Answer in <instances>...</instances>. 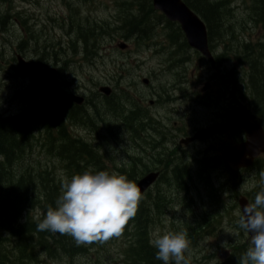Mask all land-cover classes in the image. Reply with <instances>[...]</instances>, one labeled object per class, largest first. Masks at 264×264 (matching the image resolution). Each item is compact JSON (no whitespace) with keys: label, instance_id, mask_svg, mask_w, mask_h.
Returning <instances> with one entry per match:
<instances>
[{"label":"rangeland","instance_id":"1","mask_svg":"<svg viewBox=\"0 0 264 264\" xmlns=\"http://www.w3.org/2000/svg\"><path fill=\"white\" fill-rule=\"evenodd\" d=\"M101 1L102 5L100 8H96L97 4L93 6L91 16L97 20L109 19L112 15L110 12V10H112V4L110 3L111 0ZM211 1L217 2L218 8L220 9L218 10L217 15V32L213 31V38H217V40L221 42H226L228 44L227 52L240 56L242 61L245 60L250 63V67L257 64L259 68L261 67L260 70H263V53L261 55L260 51H256L257 48L251 47L250 44L243 40L246 33L244 27L238 25L236 21L235 24L230 21L232 15L225 9L226 4L223 1ZM211 1L209 0L208 2ZM248 3L251 7L250 11L253 12L249 16V19L252 22L259 21L264 25V0H248ZM6 7H8V5L3 7L0 4V16L4 14V11L9 12L10 10L14 14L20 13L22 18L28 19L30 25L32 22L34 23L31 27L33 28L32 32L35 36L28 38L24 34L23 27L17 20L8 21V18L6 17L0 26V53L3 52L2 55L9 61V64L14 67L17 66L12 64L11 58L14 56L18 45L21 47V49H19L21 54L26 55L29 58H33L39 63H43L41 58H39L40 56L44 57V62L51 63L58 61V67L61 73V82L64 86L62 87V90H65L67 93L68 90L75 85L76 81L77 87H80L83 83L87 85V88H83L81 92L88 102V107H84V109H82V119L78 117L76 121L71 120L67 123L66 131L72 126L74 127V133H77L84 138H92L94 141L87 145L99 155L100 159L103 161V169L107 170L104 166V161L106 160L108 163L114 165L115 172L127 176L130 180L129 176L123 172L124 167H119L116 160L111 156L110 151H107L106 149L118 142L126 149L137 150L129 138L133 135L129 134L126 127H122L117 122H114V120L108 115V113H112V111L107 109H112L113 112H120L121 103L124 101L117 102V100H125V98L123 96H118L116 99L111 100L99 98L96 92L93 89H90L93 87V84L90 82V79L88 80V76L92 73L94 82H97L98 84H108L113 87V82L110 80L113 75L112 65L109 62H106L105 65L99 64V68H94V70H92V65L90 64L78 66L74 63H62V54L52 53L51 50L57 52V49L62 47V43L58 39L63 38L64 31L56 24V20L67 14L65 6L62 4V0H17L12 3L10 8ZM140 9H142L143 13H145V16L148 15L145 5L140 6ZM71 10L74 11V7H71ZM22 39H25L26 41L21 42ZM46 39L52 42L48 43ZM50 44L54 45L52 49L48 46ZM72 46H67V50H73ZM107 48L108 44L106 43L102 51L103 55L114 54L121 62L126 64L136 60L134 56H131V60H129L126 58V55H121L112 48L107 50ZM82 52L83 53H79L78 55L83 56L86 62H89L91 60V56L84 52L83 47ZM141 63H144V61L140 60V64ZM154 64L155 59L148 58L145 64L140 69L135 71V74L146 73L154 66ZM124 67L128 69V72H123L122 76L127 77L128 81L131 82L132 69H130L128 65ZM230 74L235 76L233 71H230ZM159 82L164 84H173L174 79L173 77L167 80L160 79ZM245 85L247 91L252 92L255 98L258 99L250 87L247 74ZM15 89L23 92L21 84L16 78L6 76L0 77V111H2V109H6L0 113V120L6 117V114H11L13 112V114L16 115L23 109H28L32 105H35L37 101L42 98L46 99L47 97H50L49 93L44 90H34L32 92H26L25 96H22L18 101L10 104L9 99L13 97ZM140 89H142V87ZM261 104L264 105L263 102L256 103V107L260 108ZM157 108L162 113H165L167 109L165 108L164 103L159 104ZM80 112L81 111H79V114ZM191 112V116L188 117L174 111L173 118L171 119L169 125L164 128V134L166 136L164 138H155L156 142L161 143L160 149H163L164 157L179 163L177 167H179L180 170L175 169L176 176L179 178L181 184H178L175 181H171L168 186L158 184L155 189L150 192V198L145 196L141 199L139 204L146 207L149 204H152L151 199H154L156 196L155 202L158 207L157 212L154 214L150 210L148 212V232L150 240L157 234L169 231H187L191 241V247L189 248L188 253H186L187 258L189 259V264H216L214 257L211 255H205V253L213 252L214 254H217L220 248L228 249V246L231 243L236 244L237 242L239 244L235 245L234 251L236 256L241 255L240 251L246 252L247 250V248L239 242L241 239L245 238V236L241 237L239 230L234 228L232 224H222L223 213L219 208L226 207L228 203L231 204L233 201H231L232 197H223V204L218 205L217 207L219 192L224 190V192L231 191V193H233L232 191L236 192L238 188L239 192L250 190L249 194L253 199H255L256 194L260 191L258 188H255V182L260 175L249 172L244 173L243 177L238 174L225 177V173L220 174L219 168H211L212 164L218 163V160L207 151L204 150L203 154L198 157V155H195L197 154L196 151L195 153H192V149L189 151L190 153L188 150L184 149H173L178 135L184 132L189 133L193 131L209 119L206 116V112L198 111V113H195V110H192ZM173 123L181 127L174 129L171 125ZM67 133L69 135V131H67ZM6 134L8 133L6 132ZM40 149H46L50 152L49 161L45 160V163L48 162L47 168L44 169L46 171H40L37 166L29 163V159L33 157L35 158ZM155 152H158V148H151L144 153L149 154ZM83 157H86V155L83 154ZM64 159V155L61 156L59 142L52 141L47 131L37 133L33 130L32 143L28 146L24 153H22V155L15 157L12 163V169L14 170V175H20V173L26 169V171L29 170V173L34 175V177H42V179H39L37 183L38 186L41 185L43 181L51 178L54 181L52 185L57 188L58 192L61 194L63 183L66 180H69L73 175L83 172L81 169L72 170L69 166L66 171H63L59 167V163H67ZM262 166H264V164ZM132 167H136L137 171L142 172L143 170L142 164L129 165L128 169H131ZM10 172L12 173V171ZM214 175L222 178L214 183L211 179ZM219 181L221 182L219 183ZM213 206L216 208H213ZM191 210L193 213L189 212ZM198 211L203 216H199ZM42 214L43 212L41 209L36 206L34 210L26 212L25 220L28 217H32L33 220H38ZM197 230L201 231L196 232ZM0 234L5 235L6 233L1 232ZM125 237L126 236L124 234H121L119 237H115L102 243L106 247L113 244L110 248H108L109 254L107 256L110 257L108 264H115L110 263L115 259H118L119 264H121V251L123 243L118 246L114 243L124 240ZM125 241L133 245L132 238H127ZM16 245L17 241L14 237L11 235H5V241L4 244H2V248L8 249V251H6V255L9 256L13 262H15L14 264H85L88 261V258H82V253L66 255L57 251L39 252L38 259L34 262H29L27 260L28 254L26 253V258L23 261H18L16 260L18 254L15 255V253H17L15 251ZM115 250L117 251L115 252ZM234 254L232 256H235ZM22 255L20 256V260ZM65 256L69 257V260L66 261L63 259ZM236 256L234 258L237 260ZM215 257L217 258V256Z\"/></svg>","mask_w":264,"mask_h":264},{"label":"clouds","instance_id":"2","mask_svg":"<svg viewBox=\"0 0 264 264\" xmlns=\"http://www.w3.org/2000/svg\"><path fill=\"white\" fill-rule=\"evenodd\" d=\"M142 193L137 184L115 171L89 167L62 185V192L37 224L40 232L70 236L77 246L119 237L136 215ZM238 227L249 233V247L238 264H264V189L243 207ZM162 264H189L187 231H169L150 240Z\"/></svg>","mask_w":264,"mask_h":264},{"label":"trees","instance_id":"3","mask_svg":"<svg viewBox=\"0 0 264 264\" xmlns=\"http://www.w3.org/2000/svg\"><path fill=\"white\" fill-rule=\"evenodd\" d=\"M5 1V0H4ZM186 3L199 15L204 17L207 22L209 30L213 33L217 32V15H218V4L217 2H208L209 0H185ZM6 18V17H5ZM215 23V24H214ZM140 25V21L134 18V26L130 30L136 29ZM261 68V67H260ZM259 66L255 64L250 67V81L254 91L259 97L260 101L264 100V69L260 70ZM256 99L257 103H261ZM49 112L54 110V103H49ZM48 106L45 105L42 108L37 107L32 112H26L18 117L6 118L0 120V233L8 232L10 235L17 239V249L23 253L21 260L26 258L27 251H24V247H29V252L34 254V249H42L46 252H50L52 246L54 251H60L66 255L80 252V246H77L74 240L67 235L54 234L48 231L40 232L37 228L33 229L29 224H21L23 214L28 209L33 208L35 205H43L41 208L44 209L45 214L47 209L55 206V201L59 197L51 185H48L46 192L39 189L38 181L42 177H36L34 179L30 175H19L15 177L13 182L9 177L11 175L10 169L16 156L22 155L25 148L30 144V130L34 120L42 118L46 114ZM78 109V108H75ZM48 110V109H47ZM63 133L64 129L61 130ZM6 132L8 134H6ZM71 137V136H70ZM64 134L59 135L56 142L64 139ZM66 140V158L70 163H74L81 156L76 152V143L68 138ZM80 149L89 157L91 153L85 144H79ZM67 165V163H66ZM42 185V183H41ZM44 187V185H42ZM44 199V200H43ZM43 200V204H42ZM142 213L136 212L130 221H136L142 217ZM128 223L124 227L126 229ZM142 224V223H141ZM141 227H144L141 225ZM136 228L140 230V224L136 225ZM143 232V231H142ZM141 232V233H142ZM145 234V233H144ZM143 234V236H144ZM142 236V239L144 238ZM2 234H0V264H8L7 259L3 258L2 255ZM33 251V253H32ZM142 254H135L131 264H136L137 259L142 255V258L149 264L153 255L155 254L152 248L148 247L147 240L144 238V242L141 241L140 250ZM146 255V258L144 257ZM235 257V256H234ZM231 257L222 264H238V258ZM142 264V263H137ZM150 264H154V261Z\"/></svg>","mask_w":264,"mask_h":264},{"label":"bare ground","instance_id":"4","mask_svg":"<svg viewBox=\"0 0 264 264\" xmlns=\"http://www.w3.org/2000/svg\"><path fill=\"white\" fill-rule=\"evenodd\" d=\"M134 18H137V20L138 21H140V25L139 26H137L136 27V29H132V30H137L138 32H142V28H141V24H143V22H144V20H145V18H146V16H145V13H143V11H142V9H139V11H138V14H136L135 15V17ZM131 27H133V26H130L129 27V29H131ZM144 38V35L143 34H139V35H136L135 37H133V39H136V40H138V41H141L142 39ZM179 39L175 36V35H172V41L174 42V44L176 45V42H179L178 41ZM247 79H248V81H249V84H250V87H251V89L254 91V89H253V87H252V84H251V81H250V69H249V71H248V73H247ZM91 92H92V90H91ZM48 93V92H47ZM254 93L256 94V92L254 91ZM59 94V95H58ZM67 92L65 91V90H62V88H60V90L58 91V92H50L49 93V95H50V97H47L46 99H41V100H39V101H37V103L35 104V105H32L30 108H28V110H26L25 111V109H23L22 111H20L18 114H16V115H10V116H8L9 114H6L5 116L6 117H4V118H2V119H6V118H14V117H18V116H20V115H22V114H24V113H26V112H32V110H35L37 107H39L40 106V108H42L43 109V107L45 106V105H47L48 107L46 108V109H44L45 111H46V114L45 115H43V118H44V120L50 125V126H56V128L57 129H59L60 131L62 130V129H64V130H66V125H67V123L69 122V121H71V120H77V118L79 117L80 119H82V109H84V107H85V102L83 103V102H81V101H87L86 100V98L84 97V96H77V98L76 99H78V100H80V102L79 103H77V104H75V105H71V104H69L67 101H66V96H67ZM61 96V97H60ZM256 96H257V94H256ZM257 98H259L258 96H257ZM42 100H44L43 101V103H42ZM109 100V99H108ZM259 101H260V99H258ZM261 102H263L264 103V100H262ZM42 103V104H41ZM49 103H54V110H51L50 112H49V106H50V104ZM123 103L124 102H122L121 103V107H120V112H122V113H124L123 112ZM75 108H78V109H75ZM48 109V110H47ZM79 111H81L80 112V114H79ZM157 111H158V113H159V117H164V115H165V113H162L159 109H157ZM173 118V117H172ZM1 119V120H2ZM138 118H135V117H133V116H131L130 117V119L124 124V127H126L127 129H128V132H129V134H131V135H133L132 137H129L130 138V140L133 142V144L135 145V147H136V149L137 150H140V149H142V148H144V147H147L146 146V144L147 143H145L144 142V140H142L141 139V137H140V133H141V128H140V126H139V123L138 122H136V120H137ZM150 122H151V120H149ZM170 121L171 120H169V122L168 123H166V122H164L163 124H162V129H160V131H161V137L162 138H164L166 135L164 134V128H166L168 125H169V123H170ZM151 124H152V122H151ZM160 126V125H159ZM173 127V126H172ZM174 128V127H173ZM175 129V128H174ZM199 129V127L198 128H196V129H194L193 131H191V132H189V135L188 136H186V137H191L197 130ZM32 131H33V129H32V126H31V130H30V136H31V138H30V144L32 143ZM184 133H187V132H184ZM64 139H61L60 141H59V148H60V150H61V156H63L64 155V157H65V161L67 162V164H68V166L72 169V170H74V169H76V170H79V169H81V170H86V169H88L89 167H92V168H95V169H97V170H104L103 169V161L100 159V157H99V155L98 154H96L95 152H94V150L92 149V148H89V146L86 144V143H84V142H81V141H79V140H77V139H75V138H73V137H70V135H68V133H67V131H65L64 133ZM66 138H68L69 140H72V141H74L75 143H76V152H78V154L81 156V158H78L77 159V161L76 162H74L73 164L72 163H70L68 160H67V158H66V153H65V149H66ZM147 140V142H152V140H148V139H146ZM179 140V137H177L176 138V142L174 143V148L173 149H182L181 148V145H182V143L183 144H185L186 146H188L187 148H185L184 150H188V152L192 149V145H189V144H187L185 141H186V139L183 137L180 141H178ZM35 143H36V141H35ZM29 144V145H30ZM79 144H85L86 146H87V148H88V150L90 151V153H91V157H89L88 155H86L81 149H80V146H79ZM160 145H161V143H160ZM28 147H26L25 148V150L27 149ZM150 148H154V146L153 145H151L150 146ZM159 148H161V146L159 147ZM128 149V148H127ZM24 150V151H25ZM161 151H163V149H160ZM196 152H197V154H195L196 156L198 155V157L199 156H201L202 154H203V152H204V150H200V149H196L195 150ZM24 153V152H23ZM190 153V152H189ZM83 154H85L86 155V157H83ZM161 163H160V165L158 166L159 168H160V171H158V172H149L148 173V171L146 170V168H149V170H151L152 169V166H145V165H143V170H142V172L141 171H137V169H136V167H132L131 169H125V166H124V168H123V172L124 173H126L128 176H129V178H130V180H132V181H134L136 184H137V186H138V184L141 182V181H143L145 178H147V176L148 175H154L155 176V181H154V183H152V185H147V186H144V187H142L140 190H141V193H142V197L144 198L145 196H148L149 198H150V192H152L154 189H155V187L158 185V184H161L162 186H168V184L171 182V181H175V182H177L178 184H181L180 183V180H179V178H177V176H176V169H178V170H180V168L179 167H177L178 165H179V163L178 162H175V161H172V160H169V159H167V158H165L164 157V154L162 155V157H161ZM218 160V163H215V164H212V167L211 168H219V170H220V174H223V173H225V177H228L229 175H233V174H236V173H233V171L226 165L227 163H226V161L225 160H223L222 159V161L221 160H219V159H217ZM139 165V164H138ZM168 167H170V168H168ZM264 167V166H263ZM176 168V169H175ZM10 171H12V173H11V175H13V177H9L10 179H11V181L13 182V180L15 179V177H17V176H19V175H14V170L11 168L10 169ZM44 171H46V170H44ZM23 174H26V175H30V176H32L34 179H37L36 177H34V175H31L30 173H29V170L28 171H26V169L24 170V171H22L21 173H20V175H23ZM159 177H160V179H159ZM49 180H50V183H49ZM157 180H159V181H157ZM221 181H219V183H220ZM54 183V181L51 179V178H49V179H47V180H45V181H43V183H42V185H44V187H42V185H39V188L41 189V191H43V192H46V190L48 189V185H51L54 189L53 190H55L57 193H58V190H57V188H55L52 184ZM139 187V186H138ZM157 192H158V190H157ZM59 195H60V193H58ZM157 195V194H156ZM142 198V199H143ZM44 200V199H43ZM43 200H42V204H43ZM152 200V204H149L148 206H143V205H141V204H138V209H137V211L138 212H140V213H142L143 215H142V217L141 218H138L137 217V219L138 220H136V221H130L129 223H128V225H127V227H126V229L125 230H123V232H122V234H124L126 237H125V239H124V241L127 239V238H132V242H133V246H138L139 247V249H140V244H141V241H143L144 242V238L147 240V244H148V247L149 248H152L153 250H154V252H155V254L153 255V257H152V259H149V260H151V262H153L154 261V264H162V262L161 261H158V260H156L155 259V255H156V250L150 245V238H149V232H148V226H149V223H148V218H149V210L150 211H152L153 212V214L154 213H156L157 212V209H158V207H157V205H156V202H155V200H156V196H155V198L154 199H151ZM36 206H38L40 209H41V211L43 212V214H42V216L40 217V219H38V220H33L32 219V217H28V218H26V220H25V215H26V212H28L29 210H34L35 208H36ZM43 205H41V204H37V205H35L33 208H31V209H28L27 211H25L24 212V214H23V217H22V219H21V224H24V223H26V224H29V226H31L33 229H35V228H37V224L44 218V216H45V211H44V209H42L41 207H42ZM22 221H24V222H22ZM140 224V230H138L137 228H136V225L137 224ZM142 223V224H141ZM141 225H143L144 227H141ZM143 231V232H142ZM142 232V233H141ZM6 234V236H9L10 234L8 233V232H5ZM145 233V234H144ZM127 234V235H126ZM143 234H144V236H143ZM5 235H2V238H3V240H2V244H4V241H5ZM12 236V235H11ZM142 236L144 237L143 239H142ZM12 237H14V236H12ZM15 238V237H14ZM113 238H115V237H113ZM113 238H111V239H113ZM16 239V238H15ZM110 240V239H109ZM16 241H17V239H16ZM2 246V245H1ZM16 247H17V245H16ZM15 247V251L17 252V253H15V255H17L18 254V257H17V259L16 260H18V261H20L19 260V258H20V256L23 254V253H21V252H19V250L17 249ZM25 248V250L24 251H27V254H28V256H27V260L29 261V262H34V261H37V259H38V253L39 252H46V251H44V250H42V249H34L33 251H34V254H31L29 251V247L27 246V247H24ZM80 248H81V250H80V252H77V253H73V254H81V251L83 250V245H81L80 246ZM54 249L55 248H53V246H52V248H51V250H50V252H52V251H54ZM6 251H8V249H6V248H2V257L5 259H7V262H8V264H14L15 262H13L10 258H9V256H7L6 255ZM33 251H32V253H33ZM57 252H60L59 250L57 251ZM233 254H234V252H233ZM232 254V255H233ZM235 255V254H234ZM243 255V254H242ZM242 255H240V256H236L237 258H239L240 259V257L242 256ZM144 257L146 258V255H144ZM231 257H234V256H231ZM230 257V258H231ZM229 259V258H228ZM226 261V260H225ZM224 261V262H225ZM150 262V263H151ZM137 263H142V264H146V262L144 261V259L142 258V255L137 259V262H136V264ZM149 263V264H150ZM223 263V262H222ZM221 263V264H222Z\"/></svg>","mask_w":264,"mask_h":264},{"label":"flooded vegetation","instance_id":"5","mask_svg":"<svg viewBox=\"0 0 264 264\" xmlns=\"http://www.w3.org/2000/svg\"><path fill=\"white\" fill-rule=\"evenodd\" d=\"M176 46L180 47V43L176 42ZM158 93H160V91ZM109 100H111V99H109ZM158 101H162V100H158ZM162 102H164V101H162ZM236 102H238V103H236ZM239 103H240V99H236V98L229 99V100H227V101H225L223 103L222 107L226 111V115H224V118H223V123L227 119V116H228V113H229L228 110L231 109L233 106H237ZM159 104H162V103H158V105ZM129 108H130V103L128 101H124V103H123V112L124 113L127 112ZM157 109L158 108H156V109H154L152 111H150V110L140 111V110L134 109L131 112L132 116L135 117V118H139L140 117V118H142L144 120H147V121L151 120V122H152V124H150L147 127H142L140 125V123H139V126L141 128L140 137H141L142 140H144L145 143H147L146 144L147 147H144L142 149L150 148L151 145L154 146V149L158 148V154L156 156H154V158H150L149 159V162H150L149 165L150 166H153L155 164L156 165L154 167H152L151 170H149V168H146L148 173L149 172H158V171H160V168L158 166L160 165V163H161L160 159H161L162 155L164 154L163 151H161L160 148H159L160 147V142H156V140H155L156 137L162 138L160 129L155 131V125H160L162 127V124L164 122L168 123L169 120L172 119L174 111H175V110H171V109H166L164 117H159V113H158ZM173 124H175V123H173ZM232 129H234L233 130V135L230 136V133H231ZM231 130L229 132V135L225 136L224 139L226 138V139L230 140V142L232 144L240 143L241 139H242V135H241L240 129L232 127ZM154 131H155V133H153ZM149 134H150V137H152V138L149 137ZM183 134L184 135H182V136H181V134L178 135V137H179L178 141L181 140V137L183 138V137H186V136L189 135V133H183ZM231 138L233 139V142L231 141ZM146 139L152 140V142H147ZM228 140H226V142H229ZM159 179H160V177H159ZM157 181H159V180H157Z\"/></svg>","mask_w":264,"mask_h":264},{"label":"water","instance_id":"6","mask_svg":"<svg viewBox=\"0 0 264 264\" xmlns=\"http://www.w3.org/2000/svg\"><path fill=\"white\" fill-rule=\"evenodd\" d=\"M154 6L157 9L162 10L168 17L171 19L179 18L182 22L183 29L189 37L190 43L195 46L196 48H202L203 44V37L201 36V29L198 26L197 21L192 18L186 16L188 14L186 9L179 3V0H154ZM182 18H185L182 21ZM26 72L31 74V71L28 67L25 68ZM33 76V74H31ZM47 78L50 79V76L47 75ZM75 102H80V100L76 99L75 97H71ZM150 181L148 178L141 181L140 184H148Z\"/></svg>","mask_w":264,"mask_h":264}]
</instances>
